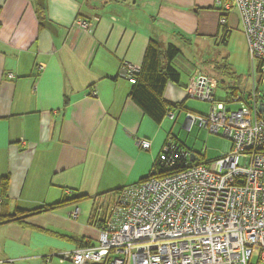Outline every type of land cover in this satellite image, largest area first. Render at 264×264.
<instances>
[{
	"label": "crops",
	"instance_id": "1",
	"mask_svg": "<svg viewBox=\"0 0 264 264\" xmlns=\"http://www.w3.org/2000/svg\"><path fill=\"white\" fill-rule=\"evenodd\" d=\"M41 1L43 27L36 0H0V179H8L10 213L73 194L92 203L82 221L75 203L32 214L27 226L1 222L0 264H65L54 254L97 242L99 228L88 219L105 200L100 194L151 170L169 137L165 116L157 123L132 101L124 64L140 66L150 40L179 49L187 38L221 40L222 27L227 43L244 35L236 10L220 24L215 0ZM78 17L92 29L76 26ZM188 79L180 72L178 84L167 82L162 100L184 105ZM137 138L150 148L137 147Z\"/></svg>",
	"mask_w": 264,
	"mask_h": 264
},
{
	"label": "built area",
	"instance_id": "2",
	"mask_svg": "<svg viewBox=\"0 0 264 264\" xmlns=\"http://www.w3.org/2000/svg\"><path fill=\"white\" fill-rule=\"evenodd\" d=\"M220 24L236 10L247 40L251 87L214 98L218 80L195 70L185 97L210 103L207 114L186 111L184 126L220 134L227 149L209 168L192 164L191 153L168 137L150 175L117 191L107 206L98 242L56 255L68 264H264V111L255 88L256 72L264 71V0H215ZM75 25L90 31L92 24L77 18ZM42 65L37 68L42 69ZM134 83L140 66L124 64ZM7 78L13 74L6 73ZM237 104L236 109L229 105ZM165 116L174 119L173 111ZM148 150L150 140L137 138ZM100 213L105 204L96 202ZM78 210L70 215L75 218ZM49 259V258H47Z\"/></svg>",
	"mask_w": 264,
	"mask_h": 264
},
{
	"label": "rangeland",
	"instance_id": "3",
	"mask_svg": "<svg viewBox=\"0 0 264 264\" xmlns=\"http://www.w3.org/2000/svg\"><path fill=\"white\" fill-rule=\"evenodd\" d=\"M187 39L189 42L178 45L181 52L174 59V65L180 70L181 77L184 78V80L190 77L195 70H200L201 72L213 76L215 79L219 80L218 86L214 90V98L220 102H225L227 95H230L231 89L229 87L232 84H236L238 88H243L244 90L251 87L252 79L249 75L250 61L247 55V43L244 35L235 33L232 40L227 44H223L219 39L216 42L215 39L211 41ZM224 64L229 65L228 72L226 73L222 68L217 66ZM229 73L231 75H229ZM255 88L261 102L264 103V71L256 72ZM210 106V103L207 101L187 98L184 101L183 109H173L175 115L174 119H169L168 116H165L162 120L163 130L172 138L171 140L181 144L191 153L193 158L191 163L199 164L207 168L222 156L225 143H227L226 140H224L220 134H211L207 129L197 125L186 128L183 124L187 110H190L193 114H207ZM229 107V109H236L238 105L232 103ZM149 171L150 169L148 172L140 173L133 182H138L140 178L147 176ZM136 173H138V171L134 170L133 176L136 175ZM125 187L126 185L121 188ZM120 189L100 194L105 197V204L102 211L99 213L103 217L106 215L107 206L116 197L117 191ZM91 203L92 202L89 200L77 203V206H80L82 210V216L79 217V221H82L85 215L87 216V213H84L83 210L86 209L87 211ZM70 207L73 208L75 205L67 206V209ZM56 259L59 258L56 257L54 260ZM110 261L111 259L108 258L102 264H110ZM56 262L58 261L56 260ZM64 263L68 264L67 262Z\"/></svg>",
	"mask_w": 264,
	"mask_h": 264
},
{
	"label": "trees",
	"instance_id": "4",
	"mask_svg": "<svg viewBox=\"0 0 264 264\" xmlns=\"http://www.w3.org/2000/svg\"><path fill=\"white\" fill-rule=\"evenodd\" d=\"M35 13L39 26L43 27V24L47 19L46 3L41 0H36ZM227 34L228 32L226 28L222 27L221 42L223 44H227ZM179 54L180 50L172 43L161 46L158 42L150 40L146 47L140 69L133 75L135 82L131 84L132 87L130 90V98L145 114L150 116L157 123L161 121L168 111H173V109H183V103L170 105L162 100V92L166 83L172 82L174 84H178L180 81V72L173 63L174 59ZM217 66L222 68L225 73L228 72V64ZM229 75L231 74L229 73ZM229 88L231 89L230 94H235L236 91L240 89L236 86V84H232ZM157 167H159V165L155 164V166H152L151 168L154 170L153 172L157 171L156 174L161 175L167 173L159 171L160 168L155 170ZM149 175L150 173H148L147 176L141 178L139 181L146 179ZM7 185L8 179L7 176H4L0 179V223L4 221H15L22 226H27L24 219L32 214L41 213L44 211H53L65 205L78 203L81 200L87 198L85 195L73 194L71 196L62 197L57 202L49 205L29 210L15 208L13 212L10 213L8 209L9 199L7 196ZM92 210L93 211L90 214L88 223L100 228L104 218L101 214L96 212L94 207ZM77 241L82 242V240ZM86 244L88 243H81L79 247Z\"/></svg>",
	"mask_w": 264,
	"mask_h": 264
},
{
	"label": "water",
	"instance_id": "5",
	"mask_svg": "<svg viewBox=\"0 0 264 264\" xmlns=\"http://www.w3.org/2000/svg\"><path fill=\"white\" fill-rule=\"evenodd\" d=\"M264 111V104L262 103L260 105V112H263ZM227 149V144L225 143V146H224V151ZM193 159V158H192ZM53 255V254H52ZM54 256H57L56 254H54Z\"/></svg>",
	"mask_w": 264,
	"mask_h": 264
},
{
	"label": "clouds",
	"instance_id": "6",
	"mask_svg": "<svg viewBox=\"0 0 264 264\" xmlns=\"http://www.w3.org/2000/svg\"><path fill=\"white\" fill-rule=\"evenodd\" d=\"M132 84V83H131ZM99 200V199H98ZM94 208H95V206H94Z\"/></svg>",
	"mask_w": 264,
	"mask_h": 264
}]
</instances>
